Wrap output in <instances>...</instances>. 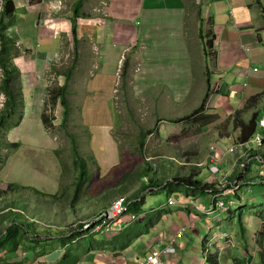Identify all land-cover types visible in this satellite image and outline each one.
Segmentation results:
<instances>
[{"label":"crops","instance_id":"1","mask_svg":"<svg viewBox=\"0 0 264 264\" xmlns=\"http://www.w3.org/2000/svg\"><path fill=\"white\" fill-rule=\"evenodd\" d=\"M12 1L15 3V12L10 18L3 19L4 34L16 44L18 50V54L14 57V65L19 77L14 85L21 87L25 99V110L23 122L2 134L9 143H21V147L14 152L13 156L2 161L4 163L2 169L11 164L8 160L15 159L22 153L20 151L35 150L32 148L40 137L32 132L31 126L34 123H36L37 133L40 132L44 136L42 144H48V148L52 147V138L49 137L48 128L43 122L51 83L49 74L53 72L58 76L55 68L59 58L62 59L67 53L65 42L71 39L72 45L74 44L72 20L76 11L79 17L76 19L77 44L74 46L76 49L79 47L80 64L75 70V80L85 89L80 116L84 124H90L94 120H109V123L101 125L106 128L97 127L95 132L87 133L95 138L92 150L95 156L92 161L95 166L108 169L117 167L120 163L118 160L106 159L105 156L106 153L116 155L117 150L119 151L118 143L111 137L113 128H116L119 123L118 112L120 113L113 107L114 85L117 81L116 76L121 70L127 69L129 72L130 60L126 58L128 55H132L131 60L136 57L135 59H138L141 65L137 76L135 70L131 68L134 79L130 91L134 96H142L147 101L148 108L160 111L157 103L163 100L167 104H175L174 106L178 109L175 108L174 111L182 110L185 103L194 110L208 91L209 77L212 95L208 100L206 111L221 110L227 118L231 117L236 110L245 107L246 110L241 115L248 121L252 118L253 112L259 110L258 127L264 128V0H191L189 3L187 0ZM2 5L3 2L0 0V11ZM200 8L202 25L199 19ZM190 10H194L197 18L194 22L197 34L193 41L188 34L189 27L187 29ZM200 27L203 30L204 40H213V47L208 50L207 55L204 53L203 42L200 39ZM194 56L201 61L200 74L197 68L195 69ZM83 60L86 63H81ZM55 75L51 78L56 77ZM68 82L70 83L71 80ZM158 91L160 92L157 93ZM166 91L167 95H165ZM252 98H256V101H250ZM248 101L251 105L246 108ZM177 116L178 114H175L173 117ZM53 123L56 126L60 124ZM257 132L253 135L256 137H252L253 141L259 149H263L264 144L260 147L256 141L257 137H262ZM236 133L238 153L235 155L230 153V155L229 151L221 149L220 143H216L217 157H213L211 164L207 167L210 170L218 166L221 171L217 175L211 173L204 181L211 185V189L206 194L212 197V207L223 185L227 188L235 184L242 188L257 186L251 185L252 182L247 177L253 161L260 160L264 167V156L252 154L255 151V147L250 143L252 138L246 142H240L238 141L240 130H236ZM234 135L235 132H232L230 137L228 135L224 138L232 141ZM233 144L235 143L232 142V146ZM46 156L54 161L53 155ZM2 162L0 161V165ZM86 165L91 166L88 163ZM55 167L62 171L60 164ZM54 180L58 181L55 186H53L54 182L50 181L52 185H48L49 188L46 190L35 187L37 194L43 196L45 194L51 202L48 203V213L53 217L56 215L55 208L58 205L52 201L60 189L61 177L56 176ZM195 180H197L196 177ZM10 181L9 186L12 188L11 186L14 185V193H9L8 188L2 185L4 183H0V186L4 187L0 189L3 192L0 194V202L9 196H14L13 202L0 203V239L12 221L19 217L17 209L22 205L17 203L25 204L24 200L19 199V194L24 187L30 186H24L17 178L11 177ZM102 183L103 188L98 191H92V187L88 189L91 190L90 198L81 197L75 204L70 200V204L63 210L66 218L64 222L50 221L51 228L65 230L66 234L45 238L42 237L41 230L37 229V225H34L32 230L36 235L33 238L25 235L22 237V234L18 237L21 245L15 252L22 251L23 257L15 254L14 258L7 259L5 256L9 254L3 250L11 244L7 242L0 247V264H55L66 249L76 246L77 242L83 244L82 240L85 239L95 241L94 248L84 254L77 264H137L142 262L151 250L164 249L168 245H173L176 249L169 264L206 263L203 242L209 234L200 242L203 229L198 226L202 216H207V211L200 208L202 203L197 202L195 205L191 203L190 198L195 197H189L183 193L184 187L183 190L180 187L177 189L183 193L179 199L168 195L167 199H174L173 204H168L167 200L158 208L150 210H146L144 205L140 209L133 207L131 211L139 212L141 221L130 222L112 236L90 237V234H85L84 237L78 238L77 232L71 231L75 230L72 224L76 221L88 220L91 216L98 215L118 197L124 196L130 202L140 200L137 190L130 194H128L129 188L128 192L126 190L120 192L119 181L110 183L102 181ZM108 184L112 188L110 196H107L108 192L106 196H103L109 188ZM72 185L68 193L70 199L71 193L75 190V184ZM85 187L87 188L88 184L81 187L80 193ZM146 190L149 191L150 188ZM146 190L143 189V192ZM154 191L156 190L153 189ZM227 195L221 198H226ZM34 201L37 202V198ZM26 204L29 206L27 202ZM29 208L32 214L39 215L40 206L33 202ZM45 217L48 218L47 215ZM138 225L140 232H144L148 226L149 229L144 234L126 242L131 230ZM208 225L210 229L212 224L208 223ZM259 225H257L258 228ZM182 229L183 236L173 243L174 235ZM210 245L211 243L208 244V249L212 251ZM27 248L31 251L32 258H29ZM231 259L227 257V264L231 263Z\"/></svg>","mask_w":264,"mask_h":264},{"label":"rangeland","instance_id":"2","mask_svg":"<svg viewBox=\"0 0 264 264\" xmlns=\"http://www.w3.org/2000/svg\"><path fill=\"white\" fill-rule=\"evenodd\" d=\"M189 1L191 0H187V3ZM188 15L187 29L189 27L188 34L191 41H193L197 34V27H194V22L197 18L194 10H190ZM73 46L74 44L72 45L71 39L65 42L67 53L62 59L60 57L57 61L55 70L60 77L53 72L49 74L51 83L44 112H47L53 118V122L60 123L57 126L53 123V126L48 128L49 137L52 138V147L48 148V144H42L44 136L40 132L37 133L38 130L35 128L36 123H34L31 126L32 132L33 134H37V137H40L32 148L35 150L33 152L20 151L22 153L16 156L15 159L11 158V161L8 160V163L11 164L2 169L4 165L2 161L13 156L15 151L10 148V143L5 140V135H2L7 133L8 129L0 130V161L2 162L0 165V183H4L2 185L8 188L9 193H14V189L9 186L11 184V177L20 180L24 186L30 185L27 188H21L22 191L19 194V199L24 200L25 204L23 202L17 203L22 205V207L17 209L19 217L16 219L20 221L19 223L27 225L25 231H28L29 236L33 238L36 235L32 230L34 225H37V229L41 230L40 233L45 238L66 234L67 231L65 230L51 228L50 221L56 223L66 220L63 210L70 204V200L75 204L81 197L86 196L90 198L91 190L88 189L91 187L92 191L102 189V181L104 183L119 181L120 192H125V190L128 192L129 188L128 194L137 190V196L140 198L145 197L144 208L146 210L158 208L160 204L168 200V195L176 199H179L183 193H186L189 197H195L190 198L191 203L193 205L197 202L202 203L203 205H200L204 209L201 206L200 208L205 212L207 211V216H202L199 221L198 228L203 229L200 242L209 234L208 242L211 243L210 249L213 251V254L219 252L221 264H227V257L239 259L240 264H262L264 259V185L260 182V175L264 172V167L260 160L253 161L250 172L247 173L248 179L251 180L253 185L257 186H245L243 188L239 186V189L234 194L223 198L225 210L218 206L217 210L210 212L213 209V203L211 202L212 197L209 194H199L198 196L197 194H190L186 190L180 193L177 189L180 187L183 190V186H178L172 180L174 177H187L192 174L198 181L204 182L212 173L207 168L211 164V159L217 157L215 154L216 143H220L221 149L224 148L226 151H229V154L232 147L236 146V144L238 146L235 140L237 133L233 126V119L231 117L225 118L224 111L207 110L195 115L196 117L194 118L185 120L184 118L189 117L193 110V108L186 106L188 103L183 105L184 108H181L182 110L177 111H174L177 108L174 106L175 104L170 105L163 100L157 103L160 111L148 108V103L142 96H134L130 91L134 79L131 68L135 70V75L137 76L138 71L141 70V65L140 61L135 59L136 57H133L131 60L132 55H128L126 58H129L130 63H132L131 65L129 63V72L127 69L126 71L124 69L121 70L116 76L117 81L114 85L115 97L113 107L118 109L120 113L118 112L119 123L116 128H113L111 137L118 143L119 151L117 150L116 155L106 153L105 156L106 159L118 160L120 163L117 167L101 169L95 166L92 161L95 159L92 152L95 138L87 133L95 132L98 129L97 127L106 128L101 125L109 123V120H94L90 124L82 122L80 109L85 89L83 85L81 86L75 80V70L80 64V50L79 47L76 49ZM193 58L195 69L197 68L200 74V70L202 69L201 61L196 56ZM81 63H86V61L83 60ZM53 75L56 77L51 78ZM68 76H70V83L68 82L70 80L65 79ZM1 78L2 72L0 69V80ZM65 85L67 87V101L69 103V114L66 120L64 115L65 109L61 105V100L58 98L56 103L52 105V94L50 92L53 88H61ZM13 88L17 92H21L20 86L14 85ZM165 95H167V91ZM5 101H7V98L0 92V109L4 107ZM202 101L198 107L201 106ZM175 114H178V116L173 117ZM19 118L20 116H16L10 122L14 124ZM179 119L180 121H175ZM202 122L204 123L203 126H201ZM232 132H235L234 139L232 138V141L231 139L226 140L224 137L228 135L230 137ZM257 134L264 137V128L259 126ZM255 137L253 136V138ZM253 138L250 141L253 147H255V151L252 154L264 156V148L259 149ZM73 140L75 144H73ZM232 142L235 143L233 146ZM73 146L77 147L79 154L86 163L91 165L85 168L87 172L85 179H90V183L77 197L75 196V192L80 186L84 175L81 176V172L77 173L80 164L76 166ZM49 151L50 153H48ZM45 154L53 155L54 161ZM22 155L24 157H21ZM82 162L84 163V161ZM58 164L62 166V171L58 167H55ZM88 173H90V178H87ZM56 176H60L61 180L59 181L60 189L52 201L58 205L55 208L56 215L53 217L48 213V203L51 202L48 201L47 196L45 194L44 196L39 195L35 191L36 188L39 190L48 189V185H52L50 181H53V186H55L56 182H58L54 180ZM150 178L155 179L158 184H167L166 189L161 190L157 187L155 188L157 190L154 192L152 190L141 192L143 184H149ZM73 183L75 184V190L71 193L70 199L68 193L72 189ZM108 186L109 188L103 196H106L107 192V196H110L112 188H110V184ZM1 188L4 187L0 186ZM2 193L0 191V194ZM35 198H37V202L34 201ZM2 200L0 203L13 202L14 196H9ZM231 200H233V204H231ZM207 201H209L208 204ZM26 202L30 207L33 202L40 206L39 215L32 214V210ZM205 205L208 206L205 207ZM259 214L263 216H258ZM45 215L49 219L48 222ZM95 217L91 216L88 220L93 221ZM130 222L131 214H125L122 217V228ZM208 223L212 224L210 229H208ZM257 225H259V228ZM85 240H82V242H85ZM41 248L44 247L41 246ZM3 250L9 254L5 256L7 259L14 258L15 254L16 256L23 257V252H15L14 249H11V245L4 247ZM162 250L159 249L157 251ZM26 252L29 258L33 257L28 248ZM230 264H233V262L231 261Z\"/></svg>","mask_w":264,"mask_h":264},{"label":"trees","instance_id":"3","mask_svg":"<svg viewBox=\"0 0 264 264\" xmlns=\"http://www.w3.org/2000/svg\"><path fill=\"white\" fill-rule=\"evenodd\" d=\"M3 5L2 9L0 11V69L2 72V78L0 80V92L5 95V98H7V101H5L4 107L0 109V130L2 129H12V127L19 125L23 122L24 120V110H25V99H24V94L21 90V92H17L14 90V83L19 77V74L16 73V67L14 65V57L18 54V50L16 47V44L10 40L7 36L4 34L5 26L3 23L4 18H10L12 14L15 12V3H13L12 0H2ZM264 12V10H263ZM199 19L202 25V15H201V8L199 9ZM79 17V14L77 11L74 13L73 20H72V37H73V42L74 45L77 44V23L76 19ZM200 39L203 42V47H204V53L205 55L209 54L208 50L213 47V40L210 41H205L204 36H203V30L202 27H200ZM209 70V67H207ZM126 71V69H124ZM71 74V71H70ZM71 76V75H70ZM70 76L67 77V80L70 79ZM51 104L54 105L56 103V100L59 98L61 100V105L64 107V115H65V120L68 117L69 114V103L67 101V87L66 85L64 87H57L51 89ZM212 95V86L208 77V91L202 101V104L200 107H197L194 109L189 117L184 118L185 120H188L190 118L196 117L195 115H198L202 112H206L207 108V103L208 99H210ZM250 101H256V98H252ZM248 105H251V102H247L246 108H249ZM245 111V107L240 110H236L234 114L231 116V119H233V126L234 129L240 130V135L238 137V141L240 142H246L250 140L253 135L256 134L257 129H258V124H259V116H260V111H255L252 114V118L248 121L243 119L241 113ZM16 116H20L19 120L12 124L10 120ZM230 118V117H229ZM181 119V118H180ZM175 120V121H180ZM198 119V118H197ZM43 122L47 126V128H51L53 126V118L47 114V112H44L43 114ZM203 122L201 126H203ZM4 127V128H3ZM151 131V130H149ZM73 144H75V141L73 140ZM21 147L20 142H11L10 143V148L13 151L18 150ZM73 153L75 157V163L76 166H79L78 173L81 172V176L84 175L82 182L80 183V186L77 189V194L75 195L76 197L80 194L81 192V187L83 185H86L90 183V179H85V176L87 175V172L85 168H87V165H85L86 161L81 157V155L78 152V149L76 146H73ZM84 161V163L82 162ZM82 170V171H81ZM87 178H90V173H88ZM173 182L176 183L178 186H183L187 192H190L194 195L196 194H206L208 190L211 189V185L209 183H205L202 181L195 180V177L191 174L187 177H174ZM14 186V185H13ZM13 186H11L13 188ZM159 188L161 190H165L167 187L166 185L158 184L155 179L150 178L149 179V184L144 185L142 188L146 190L147 188ZM157 190V189H155ZM39 192V191H38ZM193 195V196H194ZM144 200L145 197L143 196L141 200H135L134 202H130V208H138L140 209L144 205ZM260 216H263L262 214H259ZM142 219V218H140ZM138 219L136 222L139 223L141 221ZM25 223H19L16 219L12 221V224L9 226L7 231L3 234V237L0 239V247L4 245V243L9 242V244L12 247V250H16L19 245H21V240L18 238L20 237L19 235L22 234L24 237L29 236V233L24 232L26 228ZM81 226V225H80ZM139 225L136 226V228H133L131 233L128 235V238L126 239V242L131 241L135 236L144 234L147 229L144 232H140L138 230ZM87 231H80L77 232L76 235L77 237H82ZM74 236V234H72ZM69 241L71 240V237H68ZM79 240V239H78ZM208 237L204 239L203 242V249L205 250V253H207L206 248L208 245ZM64 241V240H63ZM80 242L76 243V246H71L69 249H66L62 257L58 262L55 264H77L82 256L86 254L87 252H90L92 248H94V243L92 239L90 240H85V242ZM79 249V253H77V250ZM233 264H240L239 259H232ZM205 264H221V261L219 259L218 253H207L206 256V263ZM262 264H264V259L262 261Z\"/></svg>","mask_w":264,"mask_h":264},{"label":"built area","instance_id":"4","mask_svg":"<svg viewBox=\"0 0 264 264\" xmlns=\"http://www.w3.org/2000/svg\"><path fill=\"white\" fill-rule=\"evenodd\" d=\"M104 8V7H103ZM101 9V11L103 10ZM256 141L258 142L259 146L262 147L264 144V140L262 137H257ZM232 155L238 153V146L232 147L230 150ZM221 171L218 167L213 168V174L217 175ZM261 184H264V172L260 175ZM228 184V182H225ZM222 190L216 195V201L213 209L210 212L217 210L218 206L225 210V201L221 197H225L227 194H234L237 189H239L238 185L230 186L227 188L226 185L222 186ZM233 204V200L230 201ZM174 199L169 198L168 204H173ZM126 200V197H118L115 199L109 208L100 212L93 221H86L82 222V229L91 231L92 233H101L104 235H111L116 231L121 229L122 224V217L125 214L129 213V206ZM138 219L136 214H131V221H135ZM184 234V230H180L177 234L174 235L172 242L174 243L175 240L181 238ZM176 249L173 245L166 246L162 251L151 250L145 257L142 262H138L137 264H169L170 259H173L175 255Z\"/></svg>","mask_w":264,"mask_h":264},{"label":"clouds","instance_id":"5","mask_svg":"<svg viewBox=\"0 0 264 264\" xmlns=\"http://www.w3.org/2000/svg\"><path fill=\"white\" fill-rule=\"evenodd\" d=\"M215 167H218V166H215ZM215 167H212V168H210V171L212 172V174H213V168H215ZM251 185H253V184H251ZM262 185H264V184H262ZM150 190H152L153 191V188H150ZM152 193V192H151ZM148 194H150V193H148ZM124 197V196H123ZM126 200H127V202L129 203L128 204V206H129V213L130 214H136L137 216H138V219H140V218H142L139 214V212H133V211H131V208H130V201H128V199L126 198ZM140 200H141V198H140ZM112 204V203H111ZM110 207V206H109ZM108 207V208H109ZM107 209V208H106ZM105 209V210H106ZM104 211V210H103ZM97 216V215H96ZM137 219V220H138ZM137 220H135V221H137ZM86 221H90V220H80V221H76L75 223H73L72 225L73 226H75V230H71V231H73V232H80V231H87V232H84L85 234H90V236H95V235H102V236H112V235H114V234H116V233H118V232H120L123 228H122V225H121V229L119 230V231H116V232H114L113 234H111V235H104V234H101V233H92L91 231H88V230H83L82 229V222H86ZM135 221H131V222H135ZM81 225V226H80ZM84 234V235H85ZM84 235H83V237H84ZM210 242H208V244H209ZM203 253L205 254V256H207V253H212L213 251H210L209 249H208V245H207V248H206V251H207V253H205V250L203 249ZM218 256H219V252H218ZM219 259H220V256H219Z\"/></svg>","mask_w":264,"mask_h":264}]
</instances>
